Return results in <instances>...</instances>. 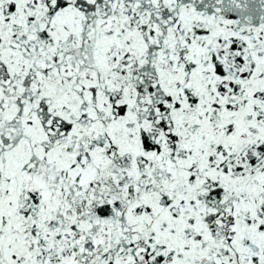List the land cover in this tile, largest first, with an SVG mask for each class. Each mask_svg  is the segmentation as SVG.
Returning a JSON list of instances; mask_svg holds the SVG:
<instances>
[{"label": "snow or ice", "instance_id": "1", "mask_svg": "<svg viewBox=\"0 0 264 264\" xmlns=\"http://www.w3.org/2000/svg\"><path fill=\"white\" fill-rule=\"evenodd\" d=\"M0 264H264V0H0Z\"/></svg>", "mask_w": 264, "mask_h": 264}]
</instances>
